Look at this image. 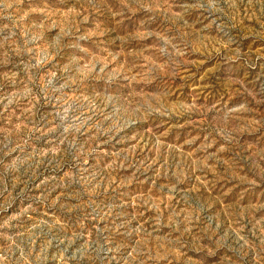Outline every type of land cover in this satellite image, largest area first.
Returning a JSON list of instances; mask_svg holds the SVG:
<instances>
[{"label": "rangeland", "instance_id": "rangeland-1", "mask_svg": "<svg viewBox=\"0 0 264 264\" xmlns=\"http://www.w3.org/2000/svg\"><path fill=\"white\" fill-rule=\"evenodd\" d=\"M0 264H264V0H0Z\"/></svg>", "mask_w": 264, "mask_h": 264}]
</instances>
